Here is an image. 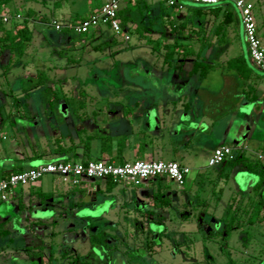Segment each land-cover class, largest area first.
Instances as JSON below:
<instances>
[{
	"label": "rangeland",
	"instance_id": "374dc122",
	"mask_svg": "<svg viewBox=\"0 0 264 264\" xmlns=\"http://www.w3.org/2000/svg\"><path fill=\"white\" fill-rule=\"evenodd\" d=\"M104 1L12 0L5 7H0V16L4 13L10 14V9L14 7L19 9L20 14L25 13L28 8L36 11L35 16H30L29 22L34 32L33 39L21 62V64L23 62L26 64L25 70H19V67L18 69L13 68L9 73V84L6 82V79H2L3 77L0 76V86L14 89L18 80L17 78L22 74L27 76V82L29 83L36 76L37 72L45 71L48 77L47 85L57 90V96L60 98L56 103L60 106V113L64 112L67 108L82 107L87 111L92 120L96 119V124L100 128L106 129L107 132L113 134L112 126L116 122L112 110H116L119 106L124 107L125 116L129 119L128 123L133 126L139 125L141 128L144 127L146 130L144 138L148 141L151 138L154 139L156 146L160 147L162 145L161 137L162 135H166L171 119V114L168 112L165 104L168 95L164 94L163 88L166 85H170L171 89L183 91L188 86L190 80L189 75L186 73L187 69L192 67L193 61L196 58L195 55H191L183 59L181 55L175 54L173 63L171 65L166 64V46L175 44V39H177L181 44L188 43L197 52L204 41L201 37L205 34L206 41L211 43L219 41L218 36L215 35L219 19L215 20L210 15L208 18H205L204 22L201 23L202 27L199 28L196 26L197 18L188 19L189 22L185 26L183 33H174L168 26V20L165 21L164 19L163 24H166L169 30H162L159 22L155 24L150 22L147 10L131 6L129 2L130 12H134L136 15L143 12L146 14V18L144 19L146 24L149 25V22L150 25L152 24L144 32V35H141L136 30V23L132 24L130 22L128 23L129 28L122 26L120 33L115 34L109 28L103 27V34L96 35L94 39L90 37L85 39L84 35L70 32L69 40L64 43L58 41L59 38L57 36L59 33L53 31L49 25V22L53 18L64 21L80 20L91 13L89 10L90 3L94 5L97 2L103 3ZM250 1L256 5L255 15L257 22L264 24V0ZM181 3L192 9L194 7L206 8L212 6L185 0L181 1ZM157 6V0H149L145 4L142 3L143 8L149 7L152 10L157 8ZM164 7L169 14H174L173 12L176 10L175 7L168 4H164ZM230 8L235 9L232 4H230ZM71 15L81 16L72 17ZM185 16H189L185 8L177 11V15H174V18L178 23L177 21L175 23H182ZM9 22L7 21L3 24L7 26ZM241 30V19L239 13L236 11L235 21L228 26L225 40L202 50L201 56H205L213 64V68L206 77H201L197 74L195 86H210L212 88L228 87L225 77L232 73L233 70L227 67V63L223 61L225 58H234L237 55L243 54L245 47H247V42L241 35ZM187 35L189 37H186ZM113 38L115 39V43L110 45L105 44V42ZM95 46H100V49H94ZM3 60L6 64V57ZM246 64H248L247 61ZM251 64L248 67L253 72L258 73L259 71L255 65ZM162 66L174 67L175 70H180L183 66L180 72V79L172 78L169 82L167 76L159 68ZM23 67L24 65L21 68ZM1 74L3 75V71ZM259 74L264 75L262 72H259ZM119 88H123L127 92L115 95L114 92H118ZM135 88H141L142 90L149 88L152 90L149 92L142 91L144 94L140 95L142 100H140L138 107L133 105V99L136 98V95L131 94V89ZM92 89L105 90L108 94L102 95L99 94L101 91H92ZM226 92L224 91L221 95L222 99L228 97ZM14 95L13 93L12 95H8V102L17 105L24 100L21 93H16V96ZM94 110L100 113H97L95 116L93 115ZM137 113L138 117H136ZM259 114L257 111L256 115L258 116ZM153 117L158 118L155 125L150 123V119ZM257 126V131L261 130L259 125ZM137 136L136 134L134 137L136 141L138 140ZM148 141L146 143H149ZM98 142L100 143V141ZM250 145L256 148L257 144L254 141ZM167 149L161 152V157L165 161L170 159L171 154ZM89 155L92 159L99 156V147H93L92 145ZM124 155L130 156V149H126ZM249 156L253 158L251 153ZM208 161L207 159L206 162L208 163ZM214 173V169H209L206 177H201L202 180L205 177L203 188L199 191V195L202 198L207 193H210L214 187H218V177L215 178L213 176ZM237 175L240 182H247L248 180L243 178L246 176H250V180L252 179L254 183L258 178L255 173L249 171H242L237 173ZM194 176L195 174L192 172L188 177ZM209 179H215V182L212 183L213 181L211 182ZM40 181L43 183V192L51 191L53 195L50 198L43 199L35 197L34 202L31 204L32 209L29 212L32 218L43 222L40 226L32 227L37 230V234L43 229L42 231L45 232V235L37 238L38 235L34 234V237L28 238L29 232L26 227V221L22 218L25 215H22L23 213H19L17 216L10 217L9 219L3 218L5 221L4 227L9 229L11 234L6 238L0 237V264H40L42 255L47 259H52L53 255H56V258L54 257L55 260L51 261L52 263L50 264H72L68 262L69 260L62 258L59 251L64 248L75 247L81 254L88 252L91 249V244L86 237L87 235L84 236L83 231L87 234V228H89L94 232L95 227L99 228L103 226L105 217L112 216L111 208L104 202L89 205L90 208L88 206L73 208L67 205L63 207L60 205V202H63L62 198L66 197L65 194H67L68 190L71 191L74 187L67 186L56 175L52 174L44 175ZM91 181L94 182V180ZM91 181L85 179L82 184L86 185ZM170 183L171 189L177 190L179 186L172 181ZM254 183L252 182L251 185H254ZM98 184L104 188V180L98 179ZM123 185V183H120L117 185V188ZM37 190L40 191L42 189ZM62 191L65 192L62 193ZM252 193L253 190L250 195ZM261 196L264 212V189L261 191ZM4 203L5 201L0 195V216L4 214ZM199 205L201 206L192 209L191 214H195L196 216L191 220L186 223H176L177 225H181L182 229L189 230L188 236L185 238L181 236L168 237L167 234L159 237L156 232H159V229L166 230L165 225L149 223L154 232L148 239L145 237L126 240L109 239L108 243L112 242L111 245L115 244L113 247L126 252L130 264H162L163 259L164 262L179 261L185 255L188 259H192L193 257V259L198 260L197 263L192 264H264V221L253 222L249 227L233 230L226 242L222 236L205 238V235L210 234V229L207 227L209 220L211 221V225L216 229L221 227V223L214 224L209 215L201 212L203 210L202 204ZM177 209L178 207H175V209L170 208V214L177 217ZM212 209L213 206L209 208V212ZM221 209L222 207L219 206L217 211L219 212ZM74 216H77L79 219ZM82 224L84 226L81 228L79 238L75 239L74 237L72 239L76 233L72 234L64 231L70 227H75L74 231H77V228L81 227ZM89 225L94 226L90 228ZM29 226L31 227V225ZM199 227L202 229H199ZM56 231L60 232V236L57 237L58 234L55 235ZM247 232L249 236L247 241H244L242 236H245ZM9 238H13L14 241L10 242ZM148 241L151 242L149 245H147ZM26 247L33 248V252L29 256L26 253ZM182 250L184 254L181 252ZM93 251H95L97 256L90 255V259H92V263L90 264H101L103 256L97 250ZM178 251L180 252L178 253ZM210 259L213 260L210 261Z\"/></svg>",
	"mask_w": 264,
	"mask_h": 264
},
{
	"label": "crops",
	"instance_id": "0c3cea01",
	"mask_svg": "<svg viewBox=\"0 0 264 264\" xmlns=\"http://www.w3.org/2000/svg\"><path fill=\"white\" fill-rule=\"evenodd\" d=\"M147 1L149 0H144L141 2V5L142 3L145 4ZM102 4V2H97L94 5H91L90 3L89 10L92 11L97 9ZM127 4L128 3L123 4L122 9H128L129 4ZM134 4V2L130 3L131 6H134ZM164 4L168 3L165 1H158L157 8L152 10V8L148 7L145 9L148 12L150 22L152 21V24L159 22L162 30L168 29L167 25L163 24L164 19L165 21L168 20V25L169 20L173 22L177 21L174 18V15H177V11L183 10L184 8L188 11L189 16L183 17L184 19L182 22L186 19L197 18V28L202 27L201 23L204 22L205 18H208L211 15L207 14L205 16L204 14H200L195 17L194 8H189L182 3H180L181 5H177V3L172 5V7L176 8V12L174 11V14H169L165 10L166 8L164 7ZM155 16L157 18L156 20ZM211 16L216 20L214 15ZM160 20H162V22H160ZM257 26L258 35L264 41V24L257 22ZM241 35L246 41L243 27ZM57 37L60 42L64 43L67 41L66 36L63 34H58ZM218 42L219 41L212 42L211 46ZM239 56H243L248 64H246L247 66L242 64L239 71L236 67L227 66L233 70L232 73L225 77L226 84L228 85L227 88L195 86L194 84L197 83V78L195 79L197 74L190 73L191 67L188 68L186 72L189 75V84L183 91L171 89L170 85H166V87L163 88L164 94L168 95L165 104L168 112L171 114V119L166 135H162L161 137L162 145L160 147L156 146L154 139L151 138L148 141L144 138L146 132L144 127L141 128L139 125L133 126L128 123L129 119L126 118L124 107L121 106L116 110H112L116 122L112 126V132H114V136H128L127 147L125 150L130 149L131 155L128 157L125 156L124 150L122 157H119L116 149H114L112 155L102 153L100 150V143L98 142L100 139L93 141V147H99L100 151V155L94 158L110 159L111 157L113 158V161L116 162L119 160L125 162L144 158H147L144 160H164L161 157V152L166 151V148H168L167 150L171 152V154L170 159L167 161H177L181 165L188 166L190 168V173L194 172V177L189 178V173L186 177L185 183L181 186L178 185L179 187L177 190L171 189L170 180L163 179L164 182L160 184L156 180H150L139 187L123 185L117 188L116 186L108 194H100V190L103 189V187L96 185L95 182L91 181L90 183L83 185L82 188H84V195L78 193L72 194V192L68 190L67 194H65L66 197L62 198L63 202H60V205L63 207L64 205L75 207L80 196L84 201L83 206H88L89 208V205L104 202L111 208L112 216L105 217L103 226L99 228L95 227L94 232L87 228L89 234L104 229L109 233V238L114 240L136 239L141 237L148 239L154 232L149 225L151 219L147 216L141 215V212L155 206L154 194L162 189V191L164 190L165 195L171 200V205L157 209V212L164 215L163 223L166 227V230L159 229V232H156L159 237L163 234H167L168 237H187L189 230L182 229V226L177 225L176 223H186L196 216L191 213L193 208L201 206L199 204H202L204 210L201 212H205V215H209L214 224L221 223L222 226L231 205L233 204L235 206L236 204H239L236 202H239L240 199L246 201L253 190L254 185L251 184L252 182L254 183V181L252 179L250 180V176H246L243 178H246L248 181L240 182L237 173L247 171L241 168L234 169L230 173L228 179L222 178L223 171L224 173L227 171L225 163L218 166H209L206 160H209L215 148L222 145L241 148L245 151L247 156H249L252 151H264V75L259 74V72H264L257 66L255 67L259 71L258 73L253 72V70L248 67V65H252L251 63L253 62L249 58L247 47H245L243 54L235 57ZM4 57L9 60L8 54L0 56V71L1 73L3 71V75L0 73V76L3 77L2 79H6V82L8 83L11 70H13V68L18 69L19 67V70L21 69L24 71L26 64L24 62L21 64V59L17 61L9 71H5V63L3 62ZM14 59L15 58L13 57V60ZM230 59L231 57L225 58L223 62L228 63ZM23 65L24 67L21 68ZM159 68L163 74L167 76V79L170 82L172 78L180 79V72L183 69V66L180 70H175L174 67L170 66H162ZM26 77L25 74L19 76L14 89L0 86V177L60 160V155L55 153V147L53 144L54 140L59 136H62V143L64 145L68 146L74 143L76 145L74 152L78 154L79 157L84 156L85 154L83 150L78 146L79 138L76 131V127L83 125L79 118H83L89 123L93 120L96 121L95 118L92 120L87 111L82 107L67 108L62 113L59 111V105H57L56 108H51L47 101L48 99L46 98V90L43 87L27 89L28 82ZM50 89L55 90L53 88ZM95 90L101 91L99 94L102 95L107 93L105 90L92 89V91ZM142 91L149 92L152 90L149 88H145L144 90L141 88L131 89V94L136 95V98L133 99V105L135 107H138L140 100H142L140 97L142 93L144 94ZM224 91H227L226 94L228 97L222 99L221 95ZM126 92L127 90L119 88L118 92H114V94L120 95ZM12 93L15 94L14 96H16V93H21L23 96L22 99L24 100L17 105L8 102V95H12ZM257 111L260 113V116L256 115ZM97 113L100 112H97L96 110L93 111V115L96 116ZM136 117H138V113ZM155 118L157 123L158 118ZM257 125H259L261 130L257 131ZM135 127H137V130ZM136 134L138 135L137 141L134 139ZM147 141L150 144L146 143ZM254 141L257 144L256 148H253L252 145H250L251 142ZM143 142L146 143V148L144 149V153H140L138 144ZM209 169H214L215 173L213 176L215 178L218 177V187H214L210 193H207L204 198H202V196L199 195V191L203 188V184L205 183L204 179ZM202 176H205L203 180L201 179ZM209 180H211V182L213 181L212 183L215 182V179ZM257 181L258 178L256 182ZM98 186L99 189H97ZM37 189H42L40 191L43 192L42 181L29 186L19 187L14 191L13 195L10 196V199L4 200V214L0 216V223L4 221V219H9L10 217L17 216L19 213H23L22 215H25L22 218L26 221V227L29 232L27 237L30 238L34 234H37V230L32 226L40 225H31L30 227L28 224L29 221L41 222L39 219L32 218L29 212L32 209L31 204L34 202V198L37 197V192H39ZM64 192L65 191H62V193ZM46 193L49 194L52 192L46 191ZM211 206H213V209L209 212ZM219 206L222 207L223 210L221 209L218 212L217 210ZM175 207H178L177 217L172 216L169 212L170 208L175 209ZM27 218L30 220L28 221ZM75 218L79 219L77 216ZM83 226L84 225L82 224L81 227L77 228V231H74L75 227H70L68 230H65L72 234L76 233V235H73L72 237V239H74V237L76 239L79 238V233ZM93 226L94 225H89L90 228H93ZM207 227L210 229L209 232H216L222 228L220 227L219 229H216L211 225L210 220ZM199 229L202 228L199 227ZM42 230L43 229L37 234V238H41L45 235V232ZM88 233L85 234V231H83L84 236L87 235L86 237L89 239ZM58 236H60V233H58L57 237ZM113 245L110 250L97 248L98 253L103 256L101 264H130L124 251L117 247H113ZM72 248L80 255L89 254V259L91 258L90 255L97 256L92 248L84 254H81L75 247ZM179 252L180 251H178V253ZM181 252L183 253L184 251L182 250ZM39 253L41 254V252ZM59 254H61V251H59ZM41 257L40 264H50L52 263L51 261L55 260L56 255H53L52 259H47L44 255ZM211 260L213 259H210V261ZM197 261L198 260L193 259V257L192 259H188L185 255L182 259H179V261L164 262L163 259L162 264H192L197 263ZM68 262L70 263V261Z\"/></svg>",
	"mask_w": 264,
	"mask_h": 264
},
{
	"label": "trees",
	"instance_id": "16d2710c",
	"mask_svg": "<svg viewBox=\"0 0 264 264\" xmlns=\"http://www.w3.org/2000/svg\"><path fill=\"white\" fill-rule=\"evenodd\" d=\"M12 0H0V7H5L8 5ZM144 0H137L134 3V6L140 8V9H146L141 7V2ZM186 1V0H185ZM193 2V1H189ZM177 5H181V1L178 0ZM234 7V6H233ZM235 8V7H234ZM236 9V8H235ZM231 9L230 4L224 5V6H210V7H194V16H198L200 14H204L205 16L207 14L214 15L215 18L219 22L215 29V35L218 36L219 41H223L226 38L227 28L235 21V15L237 9ZM19 9L17 7H14L13 9H10V14L12 15V20H10L9 25L3 24L4 22L0 18V56H4L5 54L9 55V60H7V63L5 64V71H9L13 65L22 59V57L25 55L30 43L33 39V29L30 27V16H35L36 11H34L31 8L26 9L25 13L20 14ZM9 11V10H8ZM238 12V11H237ZM17 14H20V18H17ZM193 16V17H194ZM119 17L121 21V25L125 28H129L128 23H136V30L141 34L144 35V32H146L149 29V25L146 24V21L144 20L146 18V14L141 12L140 14L136 15L134 12H130V8L128 9H121L119 11ZM205 18V17H204ZM77 20V19H75ZM64 21V20H62ZM152 22V21H151ZM189 22L188 19H186L184 22L180 24H175V22L169 20V28L172 32H178L180 34L183 33L185 26ZM53 30V29H52ZM54 31V30H53ZM56 32V31H55ZM59 34H63L66 36V39L69 40L70 36L67 31L63 32H57ZM115 33V32H114ZM103 34V29L99 28L97 30H94L90 35L89 34H81L84 35V38L90 37L91 39H94L96 35ZM116 34V33H115ZM206 35V34H205ZM202 36L203 42L199 47V50L197 52L194 51L191 45L188 43H180L177 39H175V44H169L166 46V52H165V63L166 64H172L173 60L175 59V54L181 55L182 58H187L191 55H195V59L193 61L190 73L191 74H199L201 77H206L207 74L210 72V70L213 68V64H211L205 56H201V52L205 48L211 47V42L206 41V36ZM186 37H189L188 35ZM115 43V39L109 40L105 42L106 45H110ZM101 46V45H100ZM100 46H95L94 49H100ZM13 57L15 59L13 60ZM228 66L230 67H236V69L239 71L241 68V65H246V59L243 56L234 57L231 58L228 61ZM48 77L45 71H39L36 73V76L31 79V82L27 84V89H33L40 86H43V88L46 90V98L48 99V103L51 108H56L58 104L57 101H59V97L57 96L56 90H51L50 86L47 85ZM82 126L76 127V131L78 134L79 142L78 146L81 147V149L84 152V156L79 157L78 154H76L75 148L76 145L74 143L66 146L62 143V136H59L54 140L53 144L55 147V153L60 155V160L58 161H88L92 158L90 157V152L92 149L93 141L100 139V150L102 153H106L108 155H112L114 149H116L117 155L119 157H122L123 152L125 148L127 147V141L128 136L122 135V136H114L111 132H107L106 129L103 130V128L98 127L96 124V121H91L90 123L87 120H84L83 118H79ZM139 152L144 153V149L146 148V143H139ZM87 154V155H86ZM87 156V157H86ZM94 159V158H93ZM95 159H103V158H95ZM109 160H113V158L110 157ZM119 163L122 162V160L118 161ZM225 166L227 170L225 173L223 171L222 178L228 179L230 173L236 169L241 168L245 169L249 172H253L258 176V181L253 186V193L248 196L246 201H242L240 199L239 204H236L235 206L232 204L231 207L228 210L227 217L224 219L222 223V228L219 229L216 232H211L210 234L205 235V238H214L217 236H222L224 241L226 242L230 233L233 230L236 229H242L243 227H249L253 222L258 221H264V213L263 212V203H262V196L261 191L264 189V165L257 161L256 159L250 158L245 153H238L233 159L228 160L225 162ZM167 179L164 177H157L154 180H156L159 184L163 183L164 180ZM96 185L98 184V180H94ZM119 183L113 182L111 179L104 180V188L100 190L101 193H110L113 188H115ZM83 184L77 187L72 188L71 192L73 194L78 193L80 195H84V188ZM14 193V192H13ZM11 193V195H13ZM53 194L52 193H46V192H37V197L43 199V198H50ZM236 199V198H235ZM234 199V200H235ZM154 201L155 206L152 208L147 209L146 211H142L141 215L147 216L149 219H151L150 223H157V224H164V215L157 212V209L168 207L171 205V200L165 195L164 190L162 189L154 194ZM241 202V203H240ZM84 205L83 198L80 196L79 201L77 202L76 206L73 208H79ZM255 219V220H253ZM28 220V218H27ZM30 220V219H29ZM28 220V221H29ZM5 221H2L0 223V237H8L10 236L11 232L9 229L4 227ZM43 222L37 221V222H31L29 221V225H41ZM91 226V225H90ZM68 230V229H67ZM71 230V229H70ZM66 231V230H64ZM60 232H56L55 235H57ZM249 236V233L247 232L245 236H242L244 241H247ZM109 233L104 230L100 229L95 233L89 234V242L92 250H97V248L106 250L108 248L111 249L112 245L109 244ZM9 241H14L13 238H9ZM151 242L148 241L147 245H149ZM98 251V250H97ZM31 252H33V248L26 247V253L27 255H30ZM95 252V251H93ZM126 255L127 253L124 252ZM61 256L64 259H69L70 263L72 264H90L92 261L89 259V254L86 255H80L75 249L73 248H64L61 250ZM130 261V260H129Z\"/></svg>",
	"mask_w": 264,
	"mask_h": 264
},
{
	"label": "built area",
	"instance_id": "2783aa9c",
	"mask_svg": "<svg viewBox=\"0 0 264 264\" xmlns=\"http://www.w3.org/2000/svg\"><path fill=\"white\" fill-rule=\"evenodd\" d=\"M137 0H105L103 4L80 20L62 21L53 18L49 25L56 32H75L91 34L94 30L107 27L115 33L122 29L119 11L125 3ZM165 1L175 5L178 0ZM197 3L215 5L232 4L239 12L247 42L249 56L255 66L264 72V41L258 35L255 16V4L250 0H188ZM3 22L12 20V15L1 14ZM20 18V14H17ZM238 153H245L241 148L228 145L218 146L209 158V166H218L233 159ZM253 158L264 165V151H252ZM190 168L177 161L161 159H136L122 163L109 159H91L88 161H54L26 170H20L0 177V195L3 200L10 199L11 193L23 186L39 182L46 174L56 175L70 187L82 185L85 179L107 180L124 185L141 186L157 177H164L181 186L185 183Z\"/></svg>",
	"mask_w": 264,
	"mask_h": 264
},
{
	"label": "water",
	"instance_id": "95a60500",
	"mask_svg": "<svg viewBox=\"0 0 264 264\" xmlns=\"http://www.w3.org/2000/svg\"><path fill=\"white\" fill-rule=\"evenodd\" d=\"M150 122H151V124H155L156 123V118L155 117L151 118ZM97 189H99V186L97 187Z\"/></svg>",
	"mask_w": 264,
	"mask_h": 264
}]
</instances>
